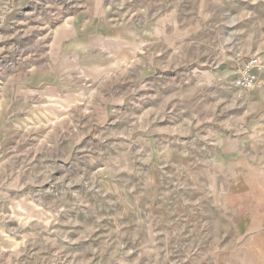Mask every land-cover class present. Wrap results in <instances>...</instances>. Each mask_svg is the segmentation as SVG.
Instances as JSON below:
<instances>
[{
  "label": "rangeland",
  "instance_id": "rangeland-1",
  "mask_svg": "<svg viewBox=\"0 0 264 264\" xmlns=\"http://www.w3.org/2000/svg\"><path fill=\"white\" fill-rule=\"evenodd\" d=\"M0 264H264V0H0Z\"/></svg>",
  "mask_w": 264,
  "mask_h": 264
},
{
  "label": "built area",
  "instance_id": "built-area-1",
  "mask_svg": "<svg viewBox=\"0 0 264 264\" xmlns=\"http://www.w3.org/2000/svg\"><path fill=\"white\" fill-rule=\"evenodd\" d=\"M260 64V60L252 58L250 60H245V63L242 65L243 68L239 69V73L242 74L241 77H239L236 80V86L240 88H251L255 85L256 82V76L253 74V70L258 67Z\"/></svg>",
  "mask_w": 264,
  "mask_h": 264
}]
</instances>
